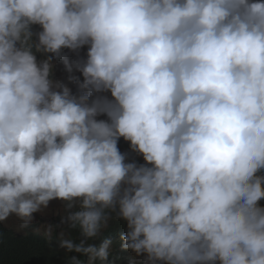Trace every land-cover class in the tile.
Masks as SVG:
<instances>
[{"label":"clouds","instance_id":"1","mask_svg":"<svg viewBox=\"0 0 264 264\" xmlns=\"http://www.w3.org/2000/svg\"><path fill=\"white\" fill-rule=\"evenodd\" d=\"M56 200L66 264H264V0H0V223Z\"/></svg>","mask_w":264,"mask_h":264},{"label":"trees","instance_id":"2","mask_svg":"<svg viewBox=\"0 0 264 264\" xmlns=\"http://www.w3.org/2000/svg\"><path fill=\"white\" fill-rule=\"evenodd\" d=\"M83 50H86L83 49ZM75 90V88H74ZM119 146L123 149H128V142L121 139ZM41 224L37 227L40 228ZM35 228H32L27 235L17 228L4 227L0 224V264H66L65 250L59 248L57 241L49 243L40 233H35ZM58 232V230H57ZM126 232L125 222L113 220L111 226L97 240L93 241L97 246L102 243L103 239L108 238L113 240V243L119 239L121 233ZM114 252L110 259L115 261V264H128L126 250L125 261L115 260ZM68 255H79L70 253ZM87 260V257H84Z\"/></svg>","mask_w":264,"mask_h":264},{"label":"rangeland","instance_id":"3","mask_svg":"<svg viewBox=\"0 0 264 264\" xmlns=\"http://www.w3.org/2000/svg\"><path fill=\"white\" fill-rule=\"evenodd\" d=\"M67 51V50H66ZM70 58H74V54L70 53ZM81 55H86V50H81ZM77 75H79V73H76ZM55 75L57 78H62V79H66L67 77V73L65 72V70L63 69V65L61 62H57V66H56V70H55ZM82 78V77H81ZM71 87H73V90L75 88L74 85H70ZM121 147V146H120ZM123 149V148H122ZM124 152L129 153V159H136L138 162L143 163V159L140 156H137L135 153H132L130 148L128 149H123ZM61 207V202L56 200V201H52L50 202L49 208L45 210V213L41 214V213H36L35 215V221L32 225V228L38 229L39 227H37L38 225H46L47 223H59L60 221V217L59 215H56V211L57 209H59ZM2 226L4 227H13V228H17V222L15 221L14 218L10 219L7 223H0ZM34 229V230H35ZM59 231V229H57ZM23 234H25L23 231H21ZM35 233H40L35 231ZM41 234V233H40ZM120 240H117L116 242L113 243V250L114 249H119L120 248ZM121 249V248H120ZM129 255H133L129 250ZM139 259V258H138Z\"/></svg>","mask_w":264,"mask_h":264},{"label":"water","instance_id":"4","mask_svg":"<svg viewBox=\"0 0 264 264\" xmlns=\"http://www.w3.org/2000/svg\"><path fill=\"white\" fill-rule=\"evenodd\" d=\"M119 147H120V146H119ZM120 150H121L122 152H124L123 149H122L121 147H120Z\"/></svg>","mask_w":264,"mask_h":264}]
</instances>
